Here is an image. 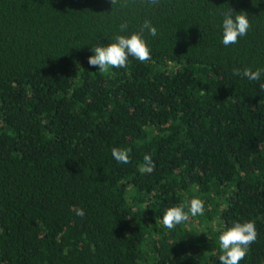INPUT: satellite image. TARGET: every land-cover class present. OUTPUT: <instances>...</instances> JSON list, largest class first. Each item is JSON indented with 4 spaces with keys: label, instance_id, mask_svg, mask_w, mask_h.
<instances>
[{
    "label": "trees",
    "instance_id": "16d2710c",
    "mask_svg": "<svg viewBox=\"0 0 264 264\" xmlns=\"http://www.w3.org/2000/svg\"><path fill=\"white\" fill-rule=\"evenodd\" d=\"M229 7L251 27L226 47ZM146 19L150 61L89 66ZM245 67L264 69V0H0V264H220L233 221L258 233L240 264H264V75ZM194 197L204 214L165 228Z\"/></svg>",
    "mask_w": 264,
    "mask_h": 264
},
{
    "label": "clouds",
    "instance_id": "9594fccd",
    "mask_svg": "<svg viewBox=\"0 0 264 264\" xmlns=\"http://www.w3.org/2000/svg\"><path fill=\"white\" fill-rule=\"evenodd\" d=\"M117 0H111V4H115ZM151 4H157L158 0H149ZM222 44L229 46L236 44L238 38L247 35L251 27L249 16L246 12H235L232 8L222 13ZM127 30V23L120 26V31ZM147 32L155 37L157 28L154 27L150 20H145L141 26V32H133L131 35H116L114 42L108 43L106 46L97 44L92 46V55L88 57V64L91 67L98 68L101 72H108L112 68H126L129 56L134 57L140 62L151 60V50L147 41L143 38L142 32ZM233 75L242 76L249 81H260L264 75V69L257 68L255 71L251 67H245L243 70L234 68ZM261 89H264V83L260 84ZM130 149L113 147L111 149L112 157L116 162L121 164L130 163ZM156 168V164L151 156L145 154L143 163L139 168L141 173H152ZM205 210L204 201L198 197L192 198L187 203H181L177 206L167 208L162 216V223L165 228L171 230L177 225L189 221L190 216L196 217L203 215ZM76 214L83 217V209H76ZM257 229L253 221H233L232 226L227 227L219 235L220 264H240L244 259L249 247L257 240Z\"/></svg>",
    "mask_w": 264,
    "mask_h": 264
}]
</instances>
